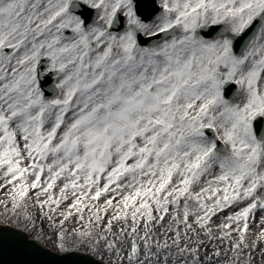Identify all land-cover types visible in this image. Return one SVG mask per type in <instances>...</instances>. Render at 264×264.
Returning <instances> with one entry per match:
<instances>
[{
  "label": "snow or ice",
  "instance_id": "snow-or-ice-1",
  "mask_svg": "<svg viewBox=\"0 0 264 264\" xmlns=\"http://www.w3.org/2000/svg\"><path fill=\"white\" fill-rule=\"evenodd\" d=\"M0 193L7 264L264 257V0H0Z\"/></svg>",
  "mask_w": 264,
  "mask_h": 264
},
{
  "label": "water",
  "instance_id": "water-1",
  "mask_svg": "<svg viewBox=\"0 0 264 264\" xmlns=\"http://www.w3.org/2000/svg\"><path fill=\"white\" fill-rule=\"evenodd\" d=\"M51 83H52V79L49 78V80L47 81V84L45 86L47 87V85L51 84ZM14 230L19 231L17 229H14ZM48 252L51 253V256L49 258H47L48 264H56V257H58L59 255L52 253L50 251H48ZM11 259H12L11 257H7V256L0 257V264H7V261H9ZM88 259L89 258L87 255L77 253L71 260L64 261V264H88Z\"/></svg>",
  "mask_w": 264,
  "mask_h": 264
},
{
  "label": "rangeland",
  "instance_id": "rangeland-1",
  "mask_svg": "<svg viewBox=\"0 0 264 264\" xmlns=\"http://www.w3.org/2000/svg\"><path fill=\"white\" fill-rule=\"evenodd\" d=\"M2 196H3V193H0V198H2ZM18 230H20V229H18ZM41 246L44 247V245H41ZM47 250L50 251V252H53V250H52V248H51L50 245L47 247ZM53 253H55V252H53ZM56 254H57V253H56ZM84 254H86V253H84ZM86 255H87V254H86ZM254 257H255V259H256L257 257L260 258V261H259V262H261V263L264 264V257H261L259 251H257L256 253H254Z\"/></svg>",
  "mask_w": 264,
  "mask_h": 264
},
{
  "label": "bare ground",
  "instance_id": "bare-ground-1",
  "mask_svg": "<svg viewBox=\"0 0 264 264\" xmlns=\"http://www.w3.org/2000/svg\"><path fill=\"white\" fill-rule=\"evenodd\" d=\"M82 254H84V253H82ZM260 261V258H256L255 260H254V264H263V263H261V262H259Z\"/></svg>",
  "mask_w": 264,
  "mask_h": 264
}]
</instances>
